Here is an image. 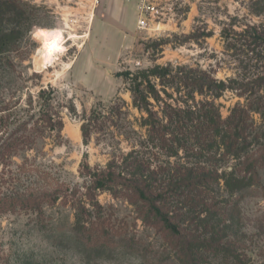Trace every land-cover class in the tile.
Returning a JSON list of instances; mask_svg holds the SVG:
<instances>
[{"label": "rangeland", "instance_id": "rangeland-1", "mask_svg": "<svg viewBox=\"0 0 264 264\" xmlns=\"http://www.w3.org/2000/svg\"><path fill=\"white\" fill-rule=\"evenodd\" d=\"M3 1L16 3L20 16L6 17L0 26L8 33L0 55V137L38 111L37 94L49 88L63 127L59 141H37L33 151L14 156L3 170L0 166L2 191L81 186L82 162L104 168L113 155L127 153L130 142L122 137L95 135L84 145L80 131L82 116L99 101L108 105L119 99L127 120L143 135L123 72L171 63L210 71L219 81H247L260 71L238 35L253 26L264 31V0H155L145 7L147 31L137 28L140 0ZM43 30L61 32L63 38L62 52L48 64L41 60ZM244 103L231 91L215 101L222 118ZM252 121L256 129L264 126V116L253 115ZM24 163L30 176L22 174ZM239 187L233 196L222 185L215 191L224 212V236L245 264H264V164L256 184L246 180ZM97 200L115 224L114 237L102 251L86 250L70 231L73 209L55 206L45 210L44 229L32 215L0 216V264H176L161 235L144 227L125 200L108 193Z\"/></svg>", "mask_w": 264, "mask_h": 264}, {"label": "trees", "instance_id": "trees-1", "mask_svg": "<svg viewBox=\"0 0 264 264\" xmlns=\"http://www.w3.org/2000/svg\"><path fill=\"white\" fill-rule=\"evenodd\" d=\"M19 10L16 3L0 0V26L6 17H19ZM7 36L0 29V55L6 52ZM238 38L260 64L247 81H219L210 71L171 63L121 73L131 106L141 115L137 126L143 135L127 120L124 102L99 101L82 116L83 144L95 135L119 136L130 142V150L113 155L104 168L82 162L81 186L2 191L6 183L0 176V216L32 215L33 223L44 229L47 208L69 207L74 211L70 231L96 253L114 237V221L97 200L108 193L125 200L144 227L161 235L176 264H245L224 236V212L215 197L221 185L233 196L240 183L256 184L264 164V126L256 129L252 121L253 115L264 116V31L247 27ZM228 91L245 103L222 118L215 101ZM52 94L51 88L40 90L38 111L5 139L0 137L2 170L14 156L33 151L37 141L60 140L63 125ZM231 161L230 169H222ZM20 169L23 176L32 174L25 163Z\"/></svg>", "mask_w": 264, "mask_h": 264}, {"label": "bare ground", "instance_id": "bare-ground-1", "mask_svg": "<svg viewBox=\"0 0 264 264\" xmlns=\"http://www.w3.org/2000/svg\"><path fill=\"white\" fill-rule=\"evenodd\" d=\"M38 39L42 42L41 60L45 64L51 63L55 55L62 52L61 42L63 38L61 32L54 33L43 30L38 35Z\"/></svg>", "mask_w": 264, "mask_h": 264}, {"label": "built area", "instance_id": "built-area-1", "mask_svg": "<svg viewBox=\"0 0 264 264\" xmlns=\"http://www.w3.org/2000/svg\"><path fill=\"white\" fill-rule=\"evenodd\" d=\"M152 1L155 0H140L138 11H139V18L137 21V28L141 31H147L148 30V20L145 18L146 12L145 7L150 5Z\"/></svg>", "mask_w": 264, "mask_h": 264}]
</instances>
